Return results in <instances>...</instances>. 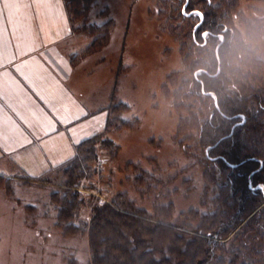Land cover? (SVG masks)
I'll return each instance as SVG.
<instances>
[{
    "label": "trees",
    "instance_id": "16d2710c",
    "mask_svg": "<svg viewBox=\"0 0 264 264\" xmlns=\"http://www.w3.org/2000/svg\"><path fill=\"white\" fill-rule=\"evenodd\" d=\"M95 1L63 0L71 30L94 36L72 55V62L109 40L112 19L88 20ZM247 1L251 18L241 0L157 3L184 63L162 84L179 115L175 138L207 179L196 205L186 210L175 206L181 185L192 191V178L171 188L176 177L128 163L134 171L131 187L103 203L93 196L88 218L80 217L85 206L80 184L98 170L90 163L98 159L97 144L117 153L118 146L103 135L139 123L124 117L129 106L116 101V88L103 130L76 145L73 160L19 180L53 185L49 200L56 211L55 226L64 236H87L90 264H264V195L248 186L249 176L254 185L264 183V0ZM182 9L202 13V21L183 15ZM236 21L243 23L242 30ZM242 115L245 122L236 126ZM232 163L238 167L233 169ZM15 181L0 177L7 192Z\"/></svg>",
    "mask_w": 264,
    "mask_h": 264
},
{
    "label": "rangeland",
    "instance_id": "374dc122",
    "mask_svg": "<svg viewBox=\"0 0 264 264\" xmlns=\"http://www.w3.org/2000/svg\"><path fill=\"white\" fill-rule=\"evenodd\" d=\"M241 1L246 17L251 18V3ZM157 3L96 0L89 12L91 22L113 21L109 40L97 49V54L108 66L102 72L109 77L110 97L116 88V101L129 106L124 117L137 118L139 123L133 129L103 135L118 146L117 153L97 144L98 159L90 163L98 170L80 184L85 197L82 219L89 216L93 196L101 202L131 187L134 171L128 163L155 170L165 178L176 177L174 184L169 183L171 188L180 187L181 179L192 178V191L186 192L181 185L175 198L178 210L196 205L207 182L203 167L185 153L175 138L179 115L162 84L184 63L179 42L158 14ZM261 8L264 13V5ZM236 23L242 30L243 23ZM82 35L87 37L88 46L94 36ZM11 188L12 192H7L0 183V264H90L87 236H64L55 226L56 211L49 200L53 185L15 181Z\"/></svg>",
    "mask_w": 264,
    "mask_h": 264
},
{
    "label": "crops",
    "instance_id": "0c3cea01",
    "mask_svg": "<svg viewBox=\"0 0 264 264\" xmlns=\"http://www.w3.org/2000/svg\"><path fill=\"white\" fill-rule=\"evenodd\" d=\"M52 3L53 7L50 9L47 6L43 8L34 6L28 10L32 34L40 45L30 56H34L43 65L51 79L44 81L42 90L44 99L26 86L25 91L30 97L32 107L43 110V114L52 122L55 132L45 137L43 141H36L30 136L29 138L37 145L35 150L32 145L26 149H18L17 152L4 151L0 148V172L4 173V177L16 181L33 177L28 173H36V176H39L57 167L53 166L55 160L63 159L69 151L76 152V145L72 143L74 139L87 136L89 132L101 126L104 128L108 119L107 115L105 120L103 113L109 112V77L103 76L102 72L106 71L108 66L103 62V57L97 54L99 50L81 56L75 62L71 61L73 54L84 49L88 39L85 35L71 30L63 0L61 3L63 16L55 14L57 11L55 0H52ZM5 11L7 14V10ZM17 15L22 16L23 12ZM5 27L7 28V24ZM10 31L11 29H8L9 33ZM60 58L63 64L57 63ZM7 70L14 76L17 75L11 66ZM17 78L19 79L18 76ZM53 106L58 111H54ZM84 112L87 115H84ZM3 115L6 118L5 124L9 117L16 119L15 114L8 110H5ZM65 116L67 119L60 118ZM74 116L80 118L74 119ZM17 123L21 128L24 127L19 121ZM3 143L7 145V140L5 139ZM41 143L45 145L44 150L39 148Z\"/></svg>",
    "mask_w": 264,
    "mask_h": 264
},
{
    "label": "snow or ice",
    "instance_id": "6c2138e0",
    "mask_svg": "<svg viewBox=\"0 0 264 264\" xmlns=\"http://www.w3.org/2000/svg\"><path fill=\"white\" fill-rule=\"evenodd\" d=\"M61 3L62 0H55V8L57 10L55 14L58 16L64 15ZM34 6L41 8L47 6L50 9L53 7V3L52 0H0V101L3 102L0 103V148L9 152L26 149L29 145H32L35 150L37 145L34 144L33 139L29 138L30 136L36 141H43L45 137L55 132L52 122L43 114V110L32 107L30 97L25 91L26 86L35 92L37 96H40L41 99H44L42 93L44 81L51 79L50 75L46 74L43 65L34 56H30L32 52L40 47L38 39L32 34L29 23L30 12L28 10ZM5 10H7V14ZM21 12H23L22 16L17 15ZM182 14L200 18L201 21L203 18V14L198 11L189 13L182 9ZM5 24H7V28ZM8 29H11L10 33ZM24 57L30 58L23 59ZM57 63L63 64L62 58ZM9 66L17 74L16 76L7 70ZM5 110L14 113L16 119L13 120L9 117L5 124L6 118L3 115ZM53 110L58 111L55 106H53ZM78 110L83 111L82 109ZM84 115H87V113L84 112ZM103 115L106 120L108 114L103 113ZM60 118L67 119L66 116ZM73 118L79 119L80 117L74 116ZM237 119L239 123L236 126H240L245 122L246 117L242 115ZM17 121L23 124L24 127L21 128ZM102 130L103 126L96 128L89 132L87 136L74 139L72 143L73 145H79L82 141L90 139ZM5 139L7 140V145L3 143ZM39 148L44 150L45 145L41 143ZM211 150L209 149V154ZM75 155L76 153L69 151L63 159L55 160L53 166L65 165L73 160ZM230 166L233 169L238 167L235 163L230 164ZM3 175L4 173L0 172V177ZM28 175L35 178L36 173H28ZM248 186L253 191L257 188L264 191V183L254 185L251 176L248 178ZM207 238L210 242L214 239L211 233L208 234ZM156 259L158 260L159 258L157 257Z\"/></svg>",
    "mask_w": 264,
    "mask_h": 264
},
{
    "label": "flooded vegetation",
    "instance_id": "af4514ba",
    "mask_svg": "<svg viewBox=\"0 0 264 264\" xmlns=\"http://www.w3.org/2000/svg\"><path fill=\"white\" fill-rule=\"evenodd\" d=\"M260 184V183H259ZM263 192V195H264V191H262Z\"/></svg>",
    "mask_w": 264,
    "mask_h": 264
}]
</instances>
